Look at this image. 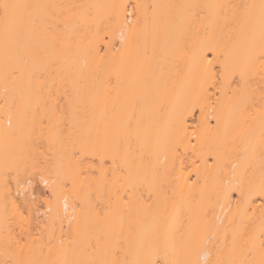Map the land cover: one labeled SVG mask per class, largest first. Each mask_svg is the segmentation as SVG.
Listing matches in <instances>:
<instances>
[{
    "label": "bare ground",
    "instance_id": "bare-ground-1",
    "mask_svg": "<svg viewBox=\"0 0 264 264\" xmlns=\"http://www.w3.org/2000/svg\"><path fill=\"white\" fill-rule=\"evenodd\" d=\"M9 2L34 7L19 32L0 21V261L131 264L160 248L181 264L258 262V240L253 255L246 251L249 237L259 235L261 200L237 206L238 195L230 201L224 193L264 182V78L249 60L260 46L264 0ZM134 2L149 7L126 19L125 6ZM208 47L214 49L211 66L203 59ZM225 62L237 70L229 76L236 84L225 81ZM14 66L20 73L8 78ZM209 75L219 79V92L208 91ZM50 90L63 97L59 110L66 120L75 110L71 137L60 134L64 124H32L39 105L56 125L59 111L53 115L43 105ZM105 141L115 142L108 155L123 169L106 188L92 179L99 165L85 167L89 180L80 177L76 187L80 205L69 198L65 211L60 198L51 212L41 208L29 221L16 214L15 182L5 195L6 161L46 157L71 169L74 161L65 157L73 146ZM129 189L130 198L120 200Z\"/></svg>",
    "mask_w": 264,
    "mask_h": 264
},
{
    "label": "snow or ice",
    "instance_id": "snow-or-ice-1",
    "mask_svg": "<svg viewBox=\"0 0 264 264\" xmlns=\"http://www.w3.org/2000/svg\"><path fill=\"white\" fill-rule=\"evenodd\" d=\"M34 7L33 5L21 4V3H12L9 0H0V21L5 24L6 29L9 25L13 26L17 32L25 24L26 18L29 16L30 9ZM127 7H131L132 12H127ZM148 5H141L139 3H132L125 6V18L132 15L136 16L138 9H147ZM245 8L250 7L248 5L244 6ZM262 16H261V42L259 49L257 50L253 47L249 53V60L254 70L255 65H259V72L264 78V3L261 5ZM139 20V17H137ZM129 27L132 25V21H127ZM120 43L123 44V37L120 39ZM110 47H115V45L108 41ZM207 55H203V59L206 61L207 66L213 64V60L208 57L211 56L214 52L212 47L206 49ZM25 62H27V56L24 57ZM205 71L210 73V67H206ZM236 69H231L229 65L225 62L222 74L225 77V81L231 85L236 84L237 81L234 79H229V76L236 74ZM20 73V68L18 66L11 67L6 70V75L8 78L18 76ZM219 75V74H218ZM241 80H244V75L241 73ZM220 81L218 78L213 79L211 75L208 77V91L216 89L217 92L220 89H217V84ZM246 84L247 81H244ZM216 92H213L215 95ZM63 97H57L53 91H49L47 96L43 99V105L48 109V112L53 115L59 111V116L57 117V123L55 126L52 125V115L45 113L41 115L40 107L37 106L36 111L32 115V124L34 128L39 126L40 128L46 127H56L59 128L61 124H64L65 127L61 129L60 134L63 135L65 132L69 137H71L75 129V110H73V115L70 120L65 119V112L59 110V100ZM11 104L9 100L4 101V105L8 107ZM8 126L11 127L12 124V113L8 111L6 113ZM193 119H195V113H192ZM201 119H204L203 113L201 111ZM132 121L129 120V126H131ZM193 138H196L195 130L192 134ZM191 142V141H189ZM193 148L196 145H192ZM115 151V142L111 145L105 141L103 144L97 145L95 147L90 146L87 143L82 144L80 147L73 146L70 154L66 155L65 158L71 159L74 161L71 169L65 168L63 165L53 166L48 158L37 159L34 156H30L25 159H21L15 165H10L7 161L5 162L3 175L5 177L4 186H5V195L6 198L9 194L8 186L15 182L16 186V199L20 200L19 204H15L13 201L16 214L23 220L29 221L31 216L36 213L39 209L47 207V211H52V205L55 200L60 198L63 199L65 205V211L68 208L69 198H73L76 201L77 205H80L82 202L78 195H76L77 181L80 177H83V180L87 182L89 176L85 171L87 169L95 168L99 165V174L98 176L92 177L93 181H102L103 187H107L108 178L114 174L115 170H121L120 163L118 162L116 156L113 154L108 155V152ZM93 157H99L98 160L93 161ZM110 163L111 167L109 170H104V164ZM195 164V161H193ZM131 189L125 192L124 196H120L119 199L122 201H127L129 199L128 193ZM22 194V199H21ZM238 198L234 200V203L237 206L241 204L250 205L254 203V198L261 200L260 208L264 209V182L261 183L259 188H250L245 190L244 188L237 185L236 187L229 188L225 191L224 196L232 201L234 197ZM75 211V208L73 209ZM244 236L248 237L247 232L244 233ZM210 234L205 236V239H209ZM227 238V237H225ZM259 241V250H260V260L257 262L255 260H238V261H220L217 260L216 264H264V215L261 217V224L259 235L252 234L249 237V246L246 251V255H253L255 250L256 241ZM233 244L235 246V237L233 238ZM163 252V259H161V254ZM116 254V250H113V255ZM0 264H10L8 261H0ZM16 264H23L21 261H17ZM88 264H93V262H88ZM99 264H130L126 260L114 259L111 261H102ZM131 264H181L178 261H171L167 258V252L160 248H156L150 254V257L143 261H134ZM182 264H197L195 260H186Z\"/></svg>",
    "mask_w": 264,
    "mask_h": 264
}]
</instances>
